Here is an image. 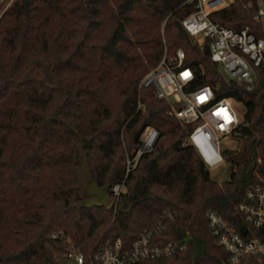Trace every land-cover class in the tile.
I'll return each mask as SVG.
<instances>
[{
    "label": "trees",
    "instance_id": "trees-1",
    "mask_svg": "<svg viewBox=\"0 0 264 264\" xmlns=\"http://www.w3.org/2000/svg\"><path fill=\"white\" fill-rule=\"evenodd\" d=\"M8 3V4H7ZM264 8V0H261ZM0 264H65L76 248L86 260L106 238L124 248L165 210L174 218L160 240H180L175 254L135 264H218L229 257L208 225L215 210L245 237L264 241L238 204L264 186V66L251 89L225 76L182 25L187 0H0ZM258 0H231L213 13L220 23L264 36ZM177 48L197 72L189 87L209 84L216 99L243 107L232 130L239 147L223 148L228 178L217 180L183 140L172 103L145 73ZM158 136L126 173L128 152L145 127ZM125 189L101 206L84 207L88 184ZM57 233L56 236H53ZM245 255L239 264H263Z\"/></svg>",
    "mask_w": 264,
    "mask_h": 264
},
{
    "label": "built area",
    "instance_id": "built-area-1",
    "mask_svg": "<svg viewBox=\"0 0 264 264\" xmlns=\"http://www.w3.org/2000/svg\"><path fill=\"white\" fill-rule=\"evenodd\" d=\"M187 1L193 2L195 8L182 19L183 27L198 44L209 39L211 60L219 65L222 73L229 79L251 89L256 79V67L264 66V36H256L248 27L233 28L213 18V13L231 0ZM257 18L264 19L261 1ZM186 60L182 48H177L171 58L164 54L145 73L140 86L153 85L157 97L172 103V112L181 122L192 123L183 144L192 146L209 170L224 161L221 141H229L231 132L242 120V115L234 98L216 99L209 84L190 88L189 84L196 75L197 67L186 64ZM184 73L188 74L187 77ZM201 97L204 99L201 100ZM157 136L158 131L153 126L144 128L140 145L128 152L126 173L135 167L143 152L152 148ZM124 189L122 179L115 182L108 192L112 198H118ZM238 208L244 214L247 224L255 228L261 227L264 224V186L252 185ZM173 218V212L165 210L161 219L144 229L129 248L123 247L120 238H106L94 257L88 261L81 250L74 248L67 253L65 264H135L141 259L175 254L186 248L185 241L158 239L167 227L166 220ZM207 218L218 243L229 253V257L218 264H239L245 255H258L262 259L263 240L243 236L228 219L215 210H209ZM56 235L57 233L53 234Z\"/></svg>",
    "mask_w": 264,
    "mask_h": 264
},
{
    "label": "rangeland",
    "instance_id": "rangeland-1",
    "mask_svg": "<svg viewBox=\"0 0 264 264\" xmlns=\"http://www.w3.org/2000/svg\"><path fill=\"white\" fill-rule=\"evenodd\" d=\"M11 0H8V2H10ZM261 1V0H258ZM8 4V3H7ZM3 5L0 8V13L2 11V9L7 5ZM185 53V52H184ZM186 59H187V55L185 54ZM236 106L238 107V110L241 111V115L243 113V107L239 102H235ZM221 146L224 148H228V149H237L239 147V144L237 142V140L231 136V138L229 139V141L227 139H222L221 141ZM229 163L224 159V161L214 167L209 168V172H210V176L217 179V180H223L228 178L229 175ZM109 202V200H108ZM107 202V203H108Z\"/></svg>",
    "mask_w": 264,
    "mask_h": 264
},
{
    "label": "water",
    "instance_id": "water-1",
    "mask_svg": "<svg viewBox=\"0 0 264 264\" xmlns=\"http://www.w3.org/2000/svg\"><path fill=\"white\" fill-rule=\"evenodd\" d=\"M86 194L89 196L84 202V207L101 206L108 202L109 192L107 188H103L97 184L95 180L91 181L87 188ZM242 233L245 232V227H242Z\"/></svg>",
    "mask_w": 264,
    "mask_h": 264
},
{
    "label": "snow or ice",
    "instance_id": "snow-or-ice-1",
    "mask_svg": "<svg viewBox=\"0 0 264 264\" xmlns=\"http://www.w3.org/2000/svg\"><path fill=\"white\" fill-rule=\"evenodd\" d=\"M183 75H184L185 77H187L188 74H187V73H184ZM200 99L203 100L204 98L201 97Z\"/></svg>",
    "mask_w": 264,
    "mask_h": 264
}]
</instances>
